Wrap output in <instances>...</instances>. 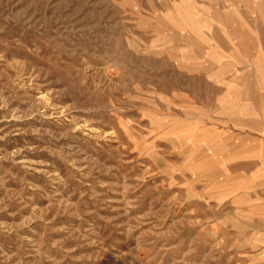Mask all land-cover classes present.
<instances>
[{"label":"rangeland","instance_id":"1","mask_svg":"<svg viewBox=\"0 0 264 264\" xmlns=\"http://www.w3.org/2000/svg\"><path fill=\"white\" fill-rule=\"evenodd\" d=\"M191 3L215 6L216 42L237 32L219 6L264 17V0H0V264H264V177L182 101L204 88L176 54Z\"/></svg>","mask_w":264,"mask_h":264},{"label":"crops","instance_id":"2","mask_svg":"<svg viewBox=\"0 0 264 264\" xmlns=\"http://www.w3.org/2000/svg\"><path fill=\"white\" fill-rule=\"evenodd\" d=\"M208 7L200 9L191 3L185 8L190 12L185 26L190 46H176V54L190 64L193 74L201 76L204 88L193 93L191 100L185 96L182 101H189L193 121L204 125L200 131L205 140L216 139L219 145L223 139V146L236 147L233 153L264 177V17L249 13L242 3L219 6L227 16L222 21L237 32L216 42L202 28L215 25L214 15L209 14L215 6ZM200 10L207 13L200 15ZM200 45L205 56L199 55ZM211 107L215 113L211 114Z\"/></svg>","mask_w":264,"mask_h":264},{"label":"bare ground","instance_id":"3","mask_svg":"<svg viewBox=\"0 0 264 264\" xmlns=\"http://www.w3.org/2000/svg\"><path fill=\"white\" fill-rule=\"evenodd\" d=\"M262 30H264V29H262ZM262 33H264V31H262Z\"/></svg>","mask_w":264,"mask_h":264}]
</instances>
